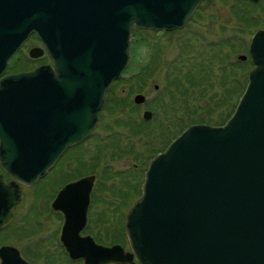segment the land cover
<instances>
[{
  "label": "water",
  "instance_id": "water-1",
  "mask_svg": "<svg viewBox=\"0 0 264 264\" xmlns=\"http://www.w3.org/2000/svg\"><path fill=\"white\" fill-rule=\"evenodd\" d=\"M206 0H0V228L62 154L91 136L113 83L131 61L134 28H184ZM258 3L260 0H250ZM32 35L52 65L5 75ZM235 113L220 127L187 128L156 156L127 215L132 252L81 232L95 177L67 184L52 208L65 216L62 243L84 264H264V30ZM246 60L245 56H239ZM157 88V87H156ZM135 103L144 104V95ZM145 120L152 112L145 111ZM1 264H29L15 248Z\"/></svg>",
  "mask_w": 264,
  "mask_h": 264
},
{
  "label": "rangeland",
  "instance_id": "rangeland-1",
  "mask_svg": "<svg viewBox=\"0 0 264 264\" xmlns=\"http://www.w3.org/2000/svg\"><path fill=\"white\" fill-rule=\"evenodd\" d=\"M260 30L264 0H208L178 32L134 30L136 52L123 79L112 87L91 137L64 153L38 185L22 186L24 199L8 232L11 244L31 264H68L57 248L62 220L47 205L65 184L88 176L95 177L89 232L107 245L121 243L123 215L142 195L153 158L188 127L221 126L235 112L243 96L238 97L240 83L247 79V87L254 67L250 44ZM35 47L42 44L33 35L9 69L15 64L28 72L50 64L47 54L31 58ZM139 94L145 96L144 104L135 103ZM145 111L152 112L148 121ZM40 213L41 228L36 218ZM123 246L130 248L128 240Z\"/></svg>",
  "mask_w": 264,
  "mask_h": 264
},
{
  "label": "flooded vegetation",
  "instance_id": "flooded-vegetation-1",
  "mask_svg": "<svg viewBox=\"0 0 264 264\" xmlns=\"http://www.w3.org/2000/svg\"><path fill=\"white\" fill-rule=\"evenodd\" d=\"M45 64H47V63H45ZM5 180H6V182L11 181V179H7L6 176H5ZM56 195H57V193H56ZM92 203H93V194H92V197H91V204H90V208H89L88 215H87V223H86V226L82 230L81 236H84V237L90 236V237H92L94 239V241L97 244H100V245H103V246H107V247H110V246L116 245V244L123 245L124 244V241L127 240L126 239L127 238V235H126V232H125V224H126V215L127 214H124L123 215L124 216V223H123L124 225H121L122 227H121V230L119 231V237L121 236V238H122L121 241L122 242L121 243L118 242V243H113V244L107 245V244L101 242L99 239L95 238V236L91 235L90 232H89V227H90V224H91V213H90V211H91ZM47 211L48 212L50 211L49 208L47 209ZM19 212H20V208L18 209V212L15 215V217L13 218V220L9 224H7L6 226L0 228V238H1V241H0V251L3 248H15V249H17L19 251L21 257L27 263L31 264V262H29L28 259L22 254V251L19 248H17L16 246H14V245L11 244L12 237L13 236L12 235L10 236L8 234L9 228L12 227L14 225V223L16 222ZM55 213H57L59 215V217L61 218V220H62V225L60 226V228L58 230V235H57L58 243H59V246L57 248L60 251V255H62V254L66 255L67 260H68V264H84V260L83 259H78V260L71 259V257L69 256V254L65 250V248L63 246V243H62L63 230H64V225H65V216H64V214L62 212H55ZM42 215H43V213L36 214V218L38 219V225L40 226V228H41L42 221L39 218H41ZM2 258L3 257L0 254V264L2 263ZM129 264H140V263L137 261V258L135 257V258H133V262L132 263H129Z\"/></svg>",
  "mask_w": 264,
  "mask_h": 264
},
{
  "label": "trees",
  "instance_id": "trees-1",
  "mask_svg": "<svg viewBox=\"0 0 264 264\" xmlns=\"http://www.w3.org/2000/svg\"><path fill=\"white\" fill-rule=\"evenodd\" d=\"M239 1V0H238ZM242 1V0H241ZM135 44L136 43H133V47H132V54H134L135 52H136V49H137V47L135 46ZM24 67V66H23ZM23 67H21L20 68V70L23 72L24 70H22V68ZM19 68V67H18ZM18 68H15V64L13 65V67H11L10 69H9V73H19V72H21L20 70H17ZM234 76V75H233ZM240 77V76H239ZM228 79V78H227ZM121 81V80H120ZM117 82H119V81H117ZM246 83H247V79L245 80V82H241L240 83V86H239V88L241 89V91H240V93H239V98L243 95V93H244V90H245V87H246ZM232 115H230L229 116V118L231 117ZM229 118H227V119H225L224 121H223V123H222V125L223 124H225L226 122H227V120H229Z\"/></svg>",
  "mask_w": 264,
  "mask_h": 264
},
{
  "label": "bare ground",
  "instance_id": "bare-ground-1",
  "mask_svg": "<svg viewBox=\"0 0 264 264\" xmlns=\"http://www.w3.org/2000/svg\"><path fill=\"white\" fill-rule=\"evenodd\" d=\"M49 175V174H48ZM40 182V181H39Z\"/></svg>",
  "mask_w": 264,
  "mask_h": 264
}]
</instances>
